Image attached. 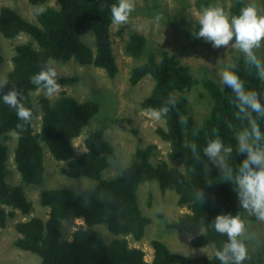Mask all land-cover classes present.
<instances>
[{
    "label": "trees",
    "instance_id": "16d2710c",
    "mask_svg": "<svg viewBox=\"0 0 264 264\" xmlns=\"http://www.w3.org/2000/svg\"><path fill=\"white\" fill-rule=\"evenodd\" d=\"M28 1L32 7L41 5L46 9L41 15L33 12L35 21L23 17L12 7L0 8V34L13 41L22 35L29 39L16 46L13 69L7 75V84L0 89V96L15 87L22 94L24 105L33 113L32 120L25 123L18 119L16 110L0 98V227H5L17 211L23 214L32 211L33 203L24 185L42 183L46 152L64 161L62 172L65 175L92 183L84 190L69 187L42 190L39 201L49 209V218L44 221L33 217L18 223L16 230L21 238L16 246L38 255L41 264H221L215 254L207 258L174 253L160 239L151 243L154 250L151 262L145 260L143 250L130 247L128 237L141 240L147 226L153 222L146 215L136 191L141 185L156 182L163 193L174 191L178 204L189 210L173 223L162 220L166 229L192 235L195 248L213 246L218 250L227 237L214 230L215 217L239 214L249 232L254 234L246 241L247 258L243 264H264V247L258 243L260 236L255 234L251 224L256 217L241 208L233 183L227 181L203 153L206 142L218 136L225 146L232 148L227 157L230 167L237 169L245 159V155L237 151L234 133L247 125L235 116L231 89L223 87L220 77L208 70L198 79L188 65L180 62L177 54L150 53L144 63L133 68L131 83L136 84L146 75L155 80L151 94L141 102L143 110L158 109L164 106L169 94L175 96L176 105L169 106L167 115L162 117L164 126L157 127V134L169 144L168 159L178 163L172 165L161 159L154 163L152 157L157 147L149 144L145 148L138 146L129 163L120 165L115 176L108 175L118 154L115 136L111 141L106 136L112 125L111 116H104L105 121L98 119L102 103L79 102L65 93L51 101L42 88L31 83L30 77L42 66L51 67L52 62L66 63L71 59H75L76 64L100 68L115 77L118 67L112 51L110 27L113 24L111 5L118 0H54V6L49 4L51 0ZM260 3L264 8V0ZM181 4L184 6L178 14L165 17L190 29L189 21L182 15L185 2ZM246 5L243 0L233 1L227 15H238ZM156 10L160 13L159 5ZM86 36L91 40H86ZM197 41L205 40L197 38ZM197 41L192 38L194 46ZM146 42L145 37L130 31L126 51L139 58L147 49ZM4 61L0 51V68ZM233 64L246 89L264 92V84H261L264 82L260 81L256 68L245 63L243 53ZM79 79L57 74L60 89L74 85ZM200 83L204 90L196 92L195 103L204 109L203 114L195 113V104H191L193 90H197ZM101 94L105 93L99 92ZM263 96H260L262 104ZM39 113L40 126L35 129L33 121ZM258 122L264 132V120ZM18 124H22L23 129L18 128ZM82 135L85 137L83 152L77 153L74 140ZM192 144L197 146L195 154L190 148ZM11 151L21 176L18 182L7 179L5 164ZM199 189L205 196L203 204L195 195ZM151 199L148 204H152ZM76 219H82L85 227L74 231L68 239L63 226ZM102 227L107 228L109 234L101 231ZM251 242L255 244L254 253Z\"/></svg>",
    "mask_w": 264,
    "mask_h": 264
},
{
    "label": "rangeland",
    "instance_id": "374dc122",
    "mask_svg": "<svg viewBox=\"0 0 264 264\" xmlns=\"http://www.w3.org/2000/svg\"><path fill=\"white\" fill-rule=\"evenodd\" d=\"M233 1L236 0H134L135 9L130 14L128 23L121 25L112 24L110 29L112 51L116 57L118 67L115 77H110L105 70L100 68L76 64L75 59H71L66 63L52 62L50 64L57 74L78 76L80 78L74 85L66 86L60 89L53 97H49L51 101L58 99L62 93L75 97L79 102L98 101L102 103L101 116L98 119L105 121L103 119L104 116H111L112 125H109L106 136L110 141L115 136L114 144L117 147L118 159L115 161L113 168L107 172L108 175L115 176L120 170L118 169L120 165L129 163L138 146L145 148L149 144H154L157 147L154 150L156 155L152 157L154 163H157L160 159L166 160L172 165L178 163L176 160L171 161L168 159L169 144L157 134V127L164 126L163 119L152 120L144 114L145 110L141 109V102L143 98L151 94L155 80L151 75H146L133 85L131 83L133 68L144 63L152 52L157 55V53L162 51H168L170 54H177L180 62L188 65L192 70V74L198 79L205 74L206 70L210 74L213 73L214 76L220 77L219 73L224 65L226 63L233 64L242 53L232 45L235 38L227 47L213 48L210 42H198L193 32L199 30L198 16L204 7L218 5L223 8L226 14H229L227 12ZM243 1L247 4L254 3L258 11L264 14V8H261V0ZM48 2L53 6L56 4L54 0ZM182 2H185L182 15L184 19L189 21L190 29L186 25L181 27L178 23H172L165 17L168 14H174V16L178 14L182 8L181 6H184L181 4ZM156 5L160 6V13L156 10ZM2 6L16 9L17 12L30 21L36 20L33 14V7L28 0H2L0 8ZM157 16H159L158 21L156 19ZM130 31H135L147 40V49L139 58H135L126 51ZM85 38L88 41L91 40L89 36ZM192 38L197 41L195 46L192 43ZM28 41L29 39L24 35L13 41L4 38L0 34V51L5 57V61L0 68V83L7 80L8 73L13 69L12 59L16 46ZM256 54L260 59L264 60V44H262L260 49L256 50ZM196 88L198 89L193 90L195 93L191 96V104H195V113L203 114L205 112L204 109L200 107V104L195 103V95L199 89H204L201 83ZM99 92L105 94L99 95ZM39 119H41L40 113L33 121L35 129H39ZM84 138V135H82L74 140V147L77 148V153L83 152ZM44 166V180L41 184L37 186L24 185L28 199L33 203L32 211L29 214L17 211L14 217L8 219L5 227H0V264H41V258L38 255L16 246V242L21 238V234L16 230V225L33 217L42 218L44 221L48 220L49 209L39 201V195L42 190L58 187L84 190L92 183L88 179H74L65 175L62 172L65 163L54 159L49 152H46ZM5 168L7 169V179L9 181L18 182L21 180L20 173L14 163L12 151L9 153ZM136 192L146 215L153 222L147 226L144 237L141 240L134 241L130 236L128 240L130 247L138 248L145 252V260L147 262L153 260L154 250L151 243L155 239L166 242L169 249L174 253L207 258H211L215 254L216 250L213 246L204 248L193 247L192 235L178 229L172 231L166 229L162 220L173 223L179 216L189 213L187 208L178 204V197L174 191L168 190L163 193L159 190L157 183L153 182L141 185ZM150 197L152 198V204H148ZM251 224L255 227V234L260 236L258 243H261V246L264 247V222L256 220ZM82 226L85 227L82 219L66 222L63 226L65 237L70 239L71 234ZM101 231L109 234L105 227H102ZM250 246L252 253H254L255 244L251 242Z\"/></svg>",
    "mask_w": 264,
    "mask_h": 264
},
{
    "label": "clouds",
    "instance_id": "9594fccd",
    "mask_svg": "<svg viewBox=\"0 0 264 264\" xmlns=\"http://www.w3.org/2000/svg\"><path fill=\"white\" fill-rule=\"evenodd\" d=\"M134 9V0H118V3L111 5L112 23L127 24ZM45 11L41 5L33 7L35 15H41ZM156 19L158 21L159 16ZM198 25L199 30L193 32L194 37L210 42L213 48L227 47L235 38L233 47L244 54L245 63L255 67L260 81L264 82V60L256 54V50L264 44V14L258 11L254 3H248L240 9L238 15L231 17L218 5L204 7L198 16ZM235 68V64L226 63L219 75L223 87L227 86L234 94L232 104L236 109V118L247 125L234 133L237 151L245 155V159L237 169L230 167L227 157L232 153V148L225 146L218 136L206 142L203 153L211 164L219 168L222 176L233 183L241 208L264 222V132L258 122L264 120V104L260 100L264 92L246 89ZM30 80L38 88H42L48 97H53L60 91L57 72L52 67L42 66ZM6 84L7 81L0 83V89ZM0 98L4 104L16 110L19 120L25 123L32 120V110L24 105L22 94L15 87ZM175 105V96L169 94L164 106L158 109L149 107L144 114L158 121L167 115L169 106ZM17 127L23 129L22 124ZM190 148L194 154L197 153L196 144L190 145ZM195 195L202 204L205 202L201 189ZM212 226L217 233L227 237L222 248L215 251L216 258L221 264H243L247 258L246 241L251 240L254 234L249 232L241 216H233L231 213L217 215Z\"/></svg>",
    "mask_w": 264,
    "mask_h": 264
},
{
    "label": "bare ground",
    "instance_id": "6f19581e",
    "mask_svg": "<svg viewBox=\"0 0 264 264\" xmlns=\"http://www.w3.org/2000/svg\"><path fill=\"white\" fill-rule=\"evenodd\" d=\"M62 162H64V161H62Z\"/></svg>",
    "mask_w": 264,
    "mask_h": 264
}]
</instances>
